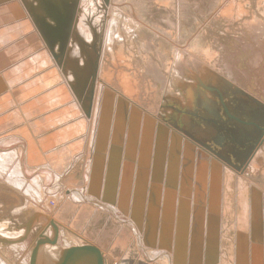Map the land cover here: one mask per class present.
Returning a JSON list of instances; mask_svg holds the SVG:
<instances>
[{
	"label": "bare ground",
	"instance_id": "obj_1",
	"mask_svg": "<svg viewBox=\"0 0 264 264\" xmlns=\"http://www.w3.org/2000/svg\"><path fill=\"white\" fill-rule=\"evenodd\" d=\"M18 1L4 6L16 9L22 22L16 26L17 34H23L18 42L22 51L26 46L30 51L23 52L19 61L4 50L0 55L6 56L0 58V182L21 193L23 208L34 204L48 214L26 216L24 225L32 216L41 223L34 226L39 232L32 248L40 235L45 239L53 236L54 224L56 243L43 248L50 255L47 264L56 263L62 250L76 247L94 248L103 264H122L112 250H124L127 240L131 242L124 259L138 254L136 258L143 262L179 264L177 255L180 264H264V84L254 92L256 97L249 95V82L243 85L238 81L246 71L231 73L225 64L227 73L221 72L216 55L208 49L205 52L193 40L169 42L167 32L151 30L143 22L142 11L129 10L127 0ZM235 2L231 9L225 3L228 9H222L220 19L232 22L240 18L241 7ZM157 3L171 9L176 5L175 0ZM195 5L189 7L178 0V19L187 22ZM263 6L264 0L259 1V17L244 25L243 35H249L250 41L257 37L260 51L264 49ZM119 7L128 13V23L133 25V30L127 28L130 33L143 28L162 37H153L151 42L172 44L170 57L160 45L153 46V52L150 39L138 43V66H142L138 75L145 74L154 82L145 89L135 80L136 73H128L132 44L124 47L123 38L113 37L118 23L114 13H108ZM6 11L3 8L0 13ZM224 11L229 12L228 17ZM6 43L0 38V51ZM41 48L46 52H40ZM107 55L114 67L116 63L124 67L113 83L114 72L106 67ZM234 57L227 59L232 63ZM262 63L264 57L258 67L262 68ZM11 67L15 70L7 71ZM141 89L148 93L147 101ZM76 108L81 111L78 119ZM8 121L14 122L5 125ZM80 135L83 152L74 159ZM45 153L53 154L45 157ZM38 162L44 167L29 168ZM79 166L84 168L81 175L74 172ZM33 185H39L41 191ZM50 194L55 196L50 199L58 200L53 207L44 201L50 200L45 198ZM71 202L83 203L88 214L100 215L99 210L107 214V224L103 216L101 225L87 219L85 229L86 234L92 232L93 241L98 240L103 226L112 231L100 241L106 246L68 235L67 220L71 223L74 219L68 216L65 220L57 211L67 204L62 211L69 213ZM86 210L79 209L83 217ZM59 219L63 222L58 223ZM79 220L73 227H81ZM24 225L19 227L22 235ZM5 226H0V237L15 243L20 236H14L21 232L8 233ZM163 243L171 249H165ZM27 244L24 239L12 246L1 245L19 254ZM19 259V264L29 263L26 254ZM0 264L7 263L0 258Z\"/></svg>",
	"mask_w": 264,
	"mask_h": 264
},
{
	"label": "rangeland",
	"instance_id": "obj_2",
	"mask_svg": "<svg viewBox=\"0 0 264 264\" xmlns=\"http://www.w3.org/2000/svg\"><path fill=\"white\" fill-rule=\"evenodd\" d=\"M9 1L11 2V0L0 1V10H2L3 8L8 10L4 14L0 13V28L2 29V30H0V37H4V39L7 42L6 43L7 44L6 48H3L0 51V53L3 52V50H4V53H6L8 56L12 57L13 52L15 53L17 50H18L17 54L22 55L23 52L27 53L26 51H30V49H28V50L26 49V51H22L21 46L19 45L18 41L23 39V37H22L23 34H21V35L17 34L16 26L19 23H22V22L18 20V13L16 12V9L12 10V9L6 8V6H4V4H8ZM183 1L189 7H190V4H192V5H193V3L196 4L195 5L196 8L194 9V11L192 10L191 16H189L187 22H186V20L183 21L181 18L178 19L179 16H180V15H178L180 13L179 9H177L178 8V0H175L176 5L174 4L173 9L166 8L164 5L158 4L157 0L156 1L155 0H127L126 3L128 5V9L132 10V12L137 13L136 12L137 9L140 10V13L142 11L141 14H142V17H143V22L146 23L147 26L151 27V30H158V29L160 31H164L165 30L164 32H167L166 34H167V37H169V39H168L169 42H174L176 44H180V43H183L184 41L188 42L189 40H193V42H195L197 46L198 45L199 46L203 45L202 48L205 49V52L208 49L207 51H209V52L211 51L214 55H216L215 58H216V62H217V69H220L221 72L227 73L225 71L224 66H223L225 64L228 65L229 69H231V71H232L231 73H233L234 71H237L239 69L240 70H244V68H245V70L250 71L251 70L249 68L250 58H246V56H245V59H244V55H243L244 54L243 53L244 50L242 48V46L244 45L243 43H245V39L249 40V38L243 37L244 33L246 34V32L244 30V27H245L244 25L250 23L253 18H257L258 19V17H259L258 16V9H259L258 5H259V1H261V0H251V1L250 0H235L236 1L235 3L238 4V2H239L238 5L241 7V10H243V11L240 10L239 12H242V15L243 14L244 15L243 16L240 15V18H236V20H234L232 22H228L226 20L224 21L223 19H220L219 13L223 12V10H225V9H226V11H227L228 8L231 9V7L233 6V4L231 5V3H232L233 0H227V1L226 0H186V1L183 0ZM219 2L221 3L220 5H219ZM224 2L226 4H230L229 5L230 7H228V5H226ZM223 3H224L225 6H222ZM217 6H219L220 8L217 7ZM223 8H225V9H223ZM226 11H224L226 13V16H225V13H224V17H228L227 14H229V12H226ZM109 12H110V13H108L109 16H111L112 13H114V17H115L114 18V22L118 23L115 35L113 37H115L117 35L118 37L123 38L125 40V41L122 42L124 47L127 45L128 42H130L132 44V52H130V53L132 54V58L133 59L129 63L128 73H130L131 75L133 73L137 74L136 75L137 77H135V80L139 81V86L142 87V89L147 88V86H151L150 84L154 83V82L151 80L150 77H148L145 74L138 75V72L142 70V66H138V61L140 60V53L137 54V52H136L138 43L144 42V39L145 40H147V39L149 40L150 39L151 49H152L153 52L155 51V48L158 47V45H160L159 47L162 48V49H165L166 53L170 57H171V52L170 51L173 50L172 44L171 43L163 44V43H159L158 41L151 42V39L155 40V38H153V37H156L157 39H160L162 37H158L157 35H154L153 33L151 34V31L149 33V30H146V29H143V28L142 29H140V28L137 29L136 28V30L134 28V31L132 33H130V31H128L129 29L127 30V28H132V30H133V27H132L133 25L128 23L129 17H128V15H126L128 13L126 12L125 8L122 9L121 7H119L116 11L112 10V11H109ZM171 12L173 13V15H172ZM165 15H167V16H165ZM165 17L166 18L170 17L171 19L170 18L166 19ZM152 22H153V24H152ZM165 22H166V24H165ZM227 23H230V24H227ZM168 26L170 27V29H169ZM109 28L110 27H108V29ZM260 33H257L258 35L257 34L256 35L259 36ZM18 37H21V38L17 40ZM135 38H137V41H136ZM254 40H256V39L253 38V41ZM117 45L118 44H116V42H114V46H112L113 50L114 49L116 50V46ZM0 46H2V44H0ZM40 52H46V50L44 48H41ZM248 53L250 54L251 57L253 56V54H252L253 50L252 49H250V52H247L246 55ZM230 55H231V57H230ZM234 55H235V57L232 60L233 62L231 63L227 58L230 59ZM117 56H119V55H117ZM105 57H107L106 67H108L112 72H114L113 73L114 78H112V83H113V79L115 80L116 73H118L120 70H124V67L123 68H119L118 63H116V65L114 67L113 66L114 63H113L112 58L109 57L108 55L105 56ZM170 57H169V59H170ZM151 58H153V55H151ZM26 59H27L26 61L30 60V58H26ZM108 59H111V62H108L109 61ZM222 60H225L226 63L225 62L221 63ZM238 61L243 62L244 67H241V64L239 65ZM13 65L14 64H11V66H13ZM8 66L9 65H7V67ZM14 70H15V68L11 67L7 71H14ZM255 74L256 73H253V75H255ZM238 81H239V83H241L243 85H244V83L245 84L248 83L246 78L238 79ZM253 82L255 84V81H253ZM254 84H253V91L255 90ZM113 85L116 86L115 84H113ZM158 88H159V86H158ZM142 92H143L142 98H147V99H145V101H147L148 100V96H149V95H147L148 93L146 94L143 90H142ZM142 101H144V99ZM11 102H12V100H11ZM149 103L153 104L152 99H149ZM79 113L81 114V111L78 112L77 108H76L75 109V114H74L75 115V119L79 118L78 117V115H80ZM43 119H45V118H43ZM55 120H57V119H55ZM172 120L173 119H170L169 121H170V123L172 122V125H173V121ZM13 122L14 121H12V122L8 121V123L5 122V125H7V124L11 125ZM83 133H85V132H83ZM82 136H84V134ZM82 136L79 139H77V141H76V143H80V148L74 154V159H75V157H77L78 155H80L83 152L82 151L83 150V142H82V138L83 137ZM0 141H1V139H0ZM52 154L53 153H45L44 155H46L45 157H47V156H52ZM39 155L43 156V154H39ZM48 163L50 165V168L53 169L54 166L51 164V162H48ZM79 165H81V163H79ZM33 167H38L40 169V168H42L44 166H43V163L38 162V163H35L34 165H31V166L29 165V168H33ZM81 167L79 166L77 171H74V172H77L78 174L81 175L83 173V169H84L83 166H81ZM78 178H79L78 181L81 182V176L79 177V175H78ZM40 184H41V186L42 185L44 186L45 182H40ZM62 185H64V184H62ZM33 187H34V190H36V188H37L38 191H41L39 189V185H37V186L33 185ZM60 187H61V185H60ZM53 191L54 190H51V192H53ZM53 196H54V194H50V195H46L45 198H49L50 199ZM68 199H69V197H68ZM22 200L25 201V199H23V196L21 195V193H18V191L14 190V189L4 185L2 182H0V226H3V225L5 226L6 225L4 230L8 231V233L11 232V231L12 232H19V233L21 232L20 234H18L20 236L19 239L22 238L23 235H22V228H18V227H20L25 222L27 217L31 216L33 213H40V214L46 215V216L48 215L44 211L39 210L40 207H37V205H34V204L33 205L32 204L28 205L27 207L23 208V201ZM44 201L46 203H48V205L50 204L53 207L58 200L53 198V199H50V200L46 199ZM74 203L79 204L78 202H74ZM66 205L67 204H65V205L62 204L61 205V207L59 209L61 214L64 213L62 210L66 207ZM79 205H80L79 206L80 209L83 208V209L86 210V207H85V205L83 203H81ZM106 206L108 207V205H106ZM15 208H16V210H20V212L18 214H15L13 212L15 210ZM68 209H69V207H68ZM68 209H67V211H68ZM77 210H78V213L76 214L75 217H73V219L74 218H76V219L73 220V221L71 220L72 222L68 223L69 224L68 227L70 228V230H69L70 235L72 234L75 238L78 237L77 241H79V239H81V240L86 239V240H89V241L90 240L93 241L94 239L91 238L92 234L91 235L89 233L86 234V230H85L87 228V226H86V221H85L84 218L87 215H89V214H87L85 217H83L81 215V213L79 212L78 208H77ZM86 212H87V210H86ZM103 213H104V211H103ZM67 214H68V212L66 214L64 213L62 218L66 220L67 219ZM69 216L70 217L72 216L71 211H70ZM78 217H80V220L82 219V222H81V227H79L77 229L76 227H73V225H74V222L78 219ZM67 221H69V220H67ZM60 222H63V221H61V219H59L58 223H60ZM107 226H109V225H107ZM109 227L113 228L112 225H110ZM105 228L106 227L103 226L102 230H105ZM34 229H35L34 233H33V227H32L30 232H29V234L25 238L28 241V244H27L28 248H26V250L24 249V250H22V253L20 251L19 254H16V252H14L13 250L9 249V247H7V246L2 247L3 245L0 244V254H1L0 258L5 260V262L7 264H19V261H20L19 257H22L23 254L24 255L26 254L28 256V259H29V254H30V250H31V248L33 246L34 238H35L36 234L39 232L38 227H34ZM102 230H101V233H102ZM107 232H109V231H107ZM110 232H112V231H110ZM101 233H100V235H101ZM23 234H24V231H23ZM77 234L79 236H77ZM18 235H16V236H18ZM100 235L97 234L96 238H98V236H100ZM82 236H84V237L82 238ZM109 236H111V234H109ZM130 242H131V240L130 241L127 240V243H125L124 247H123L124 250H121L122 257H124V258L128 255V253H124V252L127 250V248H129ZM112 244L110 243V245H112ZM109 250H110V248H109ZM23 251H24V253H23ZM114 251H117L116 253H120L115 248V249L112 250V252H113L112 255L114 254ZM25 252H27V253H25Z\"/></svg>",
	"mask_w": 264,
	"mask_h": 264
},
{
	"label": "water",
	"instance_id": "obj_3",
	"mask_svg": "<svg viewBox=\"0 0 264 264\" xmlns=\"http://www.w3.org/2000/svg\"><path fill=\"white\" fill-rule=\"evenodd\" d=\"M0 1H6V0H0ZM35 219L36 216H32V220L30 219L31 221L27 222L24 225L23 237L18 240H15V243L13 241H6L5 239H2L0 237V244L13 245V244L21 243L29 234L31 228L34 227L36 224L40 223ZM51 227L53 230V236L50 237V239L49 238L45 239L42 235L38 237V239L35 241L34 247L31 249L28 264H44L42 261L38 260L39 254L43 251L45 244L55 245L58 234V229L56 228V226L53 224L51 225ZM87 260L89 264H92L93 261L95 264H103L97 250H95L92 247H76V248H70L69 250H62V253H60L59 260L54 264H87Z\"/></svg>",
	"mask_w": 264,
	"mask_h": 264
},
{
	"label": "crops",
	"instance_id": "obj_4",
	"mask_svg": "<svg viewBox=\"0 0 264 264\" xmlns=\"http://www.w3.org/2000/svg\"><path fill=\"white\" fill-rule=\"evenodd\" d=\"M16 2L18 3L19 1L18 0H16ZM23 11V10H22ZM24 12V11H23ZM26 21V20H25ZM27 21H28V19H27ZM0 30H2L1 28H0ZM0 38H2V37H0ZM29 45V44H28ZM31 45V44H30ZM26 46V44L24 45V47ZM203 46V45H202ZM23 47V48H24ZM24 49H28V47L26 46ZM1 53H3V52H1ZM0 53V55H2ZM8 53V52H7ZM18 53V50L14 53L13 52V54H12V60H17V61H19L20 60V55L19 54H17ZM4 56V57H3ZM3 56H1L3 59L6 57L5 55H3ZM0 57V58H1ZM2 59V60H3ZM3 94V93H2ZM2 94H0L1 96H2ZM16 110H18V109H16ZM19 113V112H18ZM20 114V113H19ZM123 170H124V168H123ZM108 179H109V177H105V182L106 181H108ZM67 182V184H68V181H66ZM96 186H97V183L95 184ZM97 189V188H96ZM96 189H94V190H96ZM104 190V189H103ZM103 194V196H100L101 198H102V201H103V197H104V191H102V192H100V195H102ZM93 201H94V198L92 199ZM85 201V200H84ZM86 201H87V199H86ZM101 201V202H102ZM73 202V201H72ZM71 202V203H72ZM95 202H99L98 200L96 201L95 200ZM73 204V206H74V208H73V206L72 205H70V207H69V209H72V211H71V214H72V216L70 217L69 216V214H70V212L67 214V217L69 216L70 218H71V220H73V217H75L76 216V214L78 213V210H77V208L78 209H80L79 207H76L75 205H74V203H72ZM101 204H104V205H107V204H105V203H101ZM77 206H80V205H78L77 204ZM60 209V208H59ZM15 211H16V209L13 211L14 213H15ZM99 212H100V215H98V213L96 214V213H90L89 215H87L84 219H85V221H86V224H87V219L88 220H90L89 222H91L92 220L91 219H93V222L95 221L96 223H94V225H97L98 223L101 225V221H100V218H101V216H103L105 219H104V224H107V220H108V217H107V214L106 213H103V210H99ZM57 213L59 214L60 213V210H58L57 211ZM101 213H103L102 215H101ZM16 214V213H15ZM64 214V213H63ZM66 214V213H65ZM86 214H88V212H86ZM94 216V217H93ZM106 216V217H105ZM79 218V217H78ZM76 218H74V220H75ZM68 223H69V221H67ZM81 222H82V219H81ZM93 222H91V223H93ZM88 227V226H87ZM101 227V226H100ZM167 227V226H166ZM90 231V230H89ZM170 231V230H169ZM110 232V231H109ZM167 232H165L164 234H162V236H165V234H166ZM89 234H91V231L89 232ZM46 235H50V233H46ZM68 235L71 237V236H73L72 234L70 235V232H68ZM77 236H79L78 234H77ZM106 236H108V233H107V231H105V230H102V233H101V235H100V237H98V240L97 241H93L94 243H95V245L97 244V245H99L100 247H103L104 245L106 246V244H100V241L101 240H103V242H104V239L106 238ZM84 236H82V238H83ZM73 238H75L74 236H73ZM75 239H77V238H75ZM85 240V239H84ZM87 242H89L88 240H86ZM166 240L164 239V242H165ZM92 242V241H91ZM164 245H163V247L164 246H166L165 244L166 243H163ZM59 246H61L60 244H59ZM75 246V245H74ZM77 246V245H76ZM62 247V246H61ZM27 248V247H26ZM25 248V249H26ZM165 249H168V248H170L171 249V247L169 246V245H167L166 247H164ZM175 249H176V247H175ZM104 251H109L108 250V248H104L103 249ZM43 251H45L44 253L43 252H41L40 254H39V257H38V260L39 261H42L43 263H45V264H47V261H50V259H49V257H50V255L48 254V253H46L47 251L44 249ZM128 251H129V248H128ZM115 252H117V251H115ZM114 252V256H116V257H118L120 260H121V262H122V264H155V262L153 263L152 261L150 262H146V261H144L143 262V260H140L139 258H136V256L138 255V254H136V255H134V257L133 258H128V259H124V257H122V252L121 251H119L120 253H115ZM109 253V252H108ZM53 257V259L54 260H56V256L55 255H52ZM127 257V256H126ZM125 257V258H126ZM52 259V261H54ZM178 259V260H177ZM177 261L179 262V264L181 263V261L179 260V258H178V256L176 255V263H177ZM87 264H89L88 263V260H87ZM92 264H95L94 263V261L92 262Z\"/></svg>",
	"mask_w": 264,
	"mask_h": 264
},
{
	"label": "flooded vegetation",
	"instance_id": "obj_5",
	"mask_svg": "<svg viewBox=\"0 0 264 264\" xmlns=\"http://www.w3.org/2000/svg\"><path fill=\"white\" fill-rule=\"evenodd\" d=\"M250 36L248 35V37L247 38H249ZM253 37V36H252ZM256 40H254L253 41V38L251 39V41H250V39L249 40H247L246 41V43L243 45V47H244V51H243V55H244V59H245V56H246V58H250V62H249V68L251 69L250 71H247V70H245V68H244V70H240L239 69V71H246L245 72V75H242V79H244V78H249L250 80L248 81L249 82V85H248V87H247V90H248V93H249V95H251V96H255L256 97V95H257V93H254L255 91H257V88L259 87V88H261V86L264 84V65H263V63L261 64V67L262 68H260V66L258 67V65L260 64V59H262V57H264V49L262 50V51H260V47H259V45H258V40H257V37H254ZM262 40H264V38L262 39ZM250 49H252L253 50V56L251 57L250 56V54L248 53L247 55H246V53L247 52H250ZM252 52V51H251ZM241 64V67H244V64H243V62H241L240 63ZM243 64V65H242ZM254 64V65H253ZM253 65V66H252ZM256 67H258L259 68V70H256L255 68ZM253 73H256L255 75H253ZM253 81H255V84H254V82ZM258 83V84H257ZM253 84H254V86H255V90L253 91ZM244 85H246L245 83H244ZM234 87V89H236V87L235 86H233ZM263 87V86H262ZM240 89H242L243 90V88H240ZM245 93V95H246V93L247 92H244ZM216 105L217 106H219V102H218V99H216ZM223 114V108H221L220 109V115H222ZM205 123H207V122H205ZM204 123V124H205ZM208 124V123H207ZM201 127H204V125L203 124H201ZM231 129H232V127H230ZM222 131H226V130H222ZM210 147L212 148V149H215L216 150V146H214L213 144H211L210 145ZM24 224H22L21 226H23ZM19 228V227H18ZM15 238H18L19 237V235L18 236H14Z\"/></svg>",
	"mask_w": 264,
	"mask_h": 264
}]
</instances>
